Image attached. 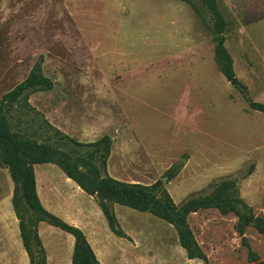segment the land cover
<instances>
[{"label":"rangeland","instance_id":"obj_1","mask_svg":"<svg viewBox=\"0 0 264 264\" xmlns=\"http://www.w3.org/2000/svg\"><path fill=\"white\" fill-rule=\"evenodd\" d=\"M189 1L199 13L180 0H0V105L41 65L53 89L11 105L13 132L75 156L88 149L49 125L85 144L110 136L109 176L143 185L163 180L203 251L200 242L217 250L231 239L221 260L255 264L250 253L264 252V235L249 225L242 236L234 211L199 205L218 184L233 182L250 207L243 215L264 217V114L251 110L242 93L264 104V0H217L236 85L216 64L212 15L201 0ZM35 171L47 210L86 230L93 219L101 233H113L97 197L59 166ZM13 197L9 169L0 166V231L10 241L4 249L14 253L7 260L29 264ZM106 205L127 239H136L138 259L157 254L147 236L167 234L171 247L173 238L180 245L174 225ZM39 234L48 263L71 264L73 236L48 223L39 224Z\"/></svg>","mask_w":264,"mask_h":264},{"label":"trees","instance_id":"obj_2","mask_svg":"<svg viewBox=\"0 0 264 264\" xmlns=\"http://www.w3.org/2000/svg\"><path fill=\"white\" fill-rule=\"evenodd\" d=\"M180 1L193 6L189 0ZM201 2L213 17L211 30L215 41L216 64L224 77L232 82L236 78V72L234 59L226 46L228 22L217 0H201ZM193 7L199 13V10ZM51 89H53V82L43 74L41 65H38L24 82L4 96L0 105V166L9 169L14 182L13 205L20 222L21 238L30 258V264H48L46 250L39 234V224L42 222L74 237L72 264H100L84 231L44 207L38 194L35 172V166L43 164L59 166L66 176L84 192L90 196H96L112 232L118 237L127 238V235L116 226V219L108 211L107 202L150 213L174 225L179 234L180 245L187 252L188 258L200 259L209 264L207 255L200 248L188 226L186 213L183 215L178 211L163 180H158L152 185H143L120 181L108 175V161L113 145L110 136L106 135L96 142L85 144L71 139L49 125L55 131V135L60 136L61 139L71 140L76 146L88 149L84 156H75L58 146L12 131L8 118L11 105L28 99L30 94ZM242 93L251 110L264 114L263 103L251 100L244 91ZM24 105L27 106V103ZM169 172L171 171L166 174ZM172 178L173 176L170 175L168 180ZM234 188L233 182L218 184L212 196L201 202L199 208L215 207L224 215L234 211L239 216L237 228L242 236L249 225L256 227L258 232L264 235V217L253 220L243 215L242 212L250 210V207L238 196ZM24 212L29 213V217H26ZM250 261L255 264H264V260H260L255 253H250Z\"/></svg>","mask_w":264,"mask_h":264},{"label":"crops","instance_id":"obj_3","mask_svg":"<svg viewBox=\"0 0 264 264\" xmlns=\"http://www.w3.org/2000/svg\"><path fill=\"white\" fill-rule=\"evenodd\" d=\"M37 166L39 165H36L35 168ZM35 172L38 189V174L37 171ZM253 204L255 205V202H253ZM44 224L45 222L40 223V228H43ZM75 226L81 228L86 234L100 261V264H207L205 263V261L200 259H189L187 256V252L182 247H180V245L178 244V240H175L174 238L172 240L176 241V244H173L171 247L169 244L170 237L167 234L147 236L148 238L153 239L155 243H157L153 246L155 247V250L153 249V247H151L152 250H154L155 252L157 251V254L152 255L148 252L149 256H147V258L145 259L142 258L143 260H141L140 257L138 259L136 251V239L132 235L128 234L129 239H127L118 237L114 233H101L99 228L97 227V223H95L93 219L88 220V224L86 225L87 229L89 230H86L84 226L78 224H75ZM1 240L3 243L0 246V264H13L9 263L7 259L13 256L14 253H12L10 249H4L5 246L10 245L9 238L3 236L0 231V241ZM71 240L70 261L72 264V256L75 245L74 237ZM233 242L231 241V239L225 240L224 245L219 246V249L217 250L214 248V246L206 249V246L204 245L205 243L200 242V244H203L202 247L205 249L204 252L208 257L209 264H251L249 261H247V259L240 261L238 260L236 262H227L221 260L227 252H231ZM257 255L261 260H264V252L258 251ZM48 264H50V260Z\"/></svg>","mask_w":264,"mask_h":264},{"label":"water","instance_id":"obj_4","mask_svg":"<svg viewBox=\"0 0 264 264\" xmlns=\"http://www.w3.org/2000/svg\"><path fill=\"white\" fill-rule=\"evenodd\" d=\"M238 82V80L235 78L233 81H232V84L236 85Z\"/></svg>","mask_w":264,"mask_h":264}]
</instances>
